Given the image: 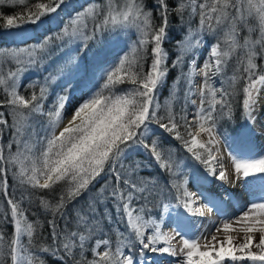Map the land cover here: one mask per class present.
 Returning <instances> with one entry per match:
<instances>
[{
	"label": "snow or ice",
	"instance_id": "snow-or-ice-1",
	"mask_svg": "<svg viewBox=\"0 0 264 264\" xmlns=\"http://www.w3.org/2000/svg\"><path fill=\"white\" fill-rule=\"evenodd\" d=\"M66 2L0 0V6L23 9L13 14L0 12V28H35L50 20ZM153 10L158 12L159 24ZM170 14H175L181 27H187L186 34L176 42L177 55L169 66V53L163 44L168 39ZM193 17H198L196 30L191 27ZM244 29L248 34L241 39ZM129 30H134L135 39L125 44L126 51L122 49L114 57L99 42L106 34L119 37L121 31ZM201 33L205 34L203 39ZM207 33L215 42L207 39ZM55 40L75 45L78 55L69 57L70 73L85 86L91 84L70 117L65 114L70 98L62 94L45 112L47 82L27 96L20 90L25 68L50 55ZM205 42L208 51L198 67L195 53ZM22 43L25 46L0 53V89L4 93L0 99V196L7 206L0 208V218L12 227L8 236L0 224V264H44L41 253L56 255L58 251L70 258L71 264H147L149 252L183 257L182 264H222L225 257L240 259L234 251L250 249L254 240H258L255 246L260 254L249 251L248 257L264 262V202L246 205L235 221L239 229L233 223L217 229L243 233L240 244H234L238 237L233 235H227L226 241L213 235L212 243L201 250L196 239L180 231H164L156 219L145 218L139 202L155 194V184L140 178L135 167L124 169L120 163L133 146L142 147L159 169L175 176L177 165L171 149H164L156 132L149 134L155 124L204 166V179L211 174L222 184H252L259 179L264 185V155L251 150L224 153L217 132L219 117L231 116L233 101L241 92L246 123H255L257 109L264 113L260 96L264 90V63H257L258 57L264 61V0H173L172 5L168 0H156L151 9L144 0H88L86 6L58 26L55 34L44 35L30 45L26 40ZM189 53V70L182 72L177 81L186 85L184 107L176 111L175 89L164 105L157 96L170 68L184 65ZM231 62L233 75L225 80V69ZM9 64L18 67L13 70L7 67ZM97 74L102 83L97 81ZM241 79L244 84L237 89ZM189 105L194 109L191 118ZM39 117H46V122H39ZM7 130L10 138L5 142ZM250 133L249 127L246 135ZM105 176L109 179L87 204V210H75L76 230H69V205ZM10 179L23 189L19 198L10 191ZM166 187L174 190L175 207L183 214L204 216L206 210L211 211L207 205L196 206L202 196L190 190L188 179H172ZM37 193L39 206L52 216L47 221L52 244L46 246L35 243L43 235L39 231L43 225L39 219L30 220L24 206L25 201L31 205L30 197ZM103 200L112 202L129 234L125 236L117 229L115 245L108 237L93 239L101 228L95 216L96 205ZM164 207L167 210L169 205ZM103 218L110 220L111 216L105 211ZM59 221H64V227ZM177 237L182 242L179 249L173 243ZM90 240L93 243L86 253ZM130 240L139 245L143 259L138 261L131 254L135 245H130ZM225 242L229 247L224 246Z\"/></svg>",
	"mask_w": 264,
	"mask_h": 264
},
{
	"label": "trees",
	"instance_id": "trees-1",
	"mask_svg": "<svg viewBox=\"0 0 264 264\" xmlns=\"http://www.w3.org/2000/svg\"><path fill=\"white\" fill-rule=\"evenodd\" d=\"M37 0H30V3H35ZM40 2H45V0H40ZM145 4L148 8H152L153 5L156 3V0H144ZM168 3L170 5L173 4V0H168ZM23 9L19 6L12 7L9 5H3L0 6V12L4 14H13L17 11H22ZM153 17L156 20V23H160V18L158 15V12L153 10ZM170 25L168 28V39L164 42V46L166 47L169 58L167 60V64L170 66L172 65L173 60L175 59L177 55V48H176V42L180 41L182 36L186 34L185 27H181L180 21L176 18L175 14L169 15ZM0 23H3V21H0ZM62 22L59 26H61ZM191 27L193 30H196L199 28L198 24V17H193L191 22ZM1 29V28H0ZM58 26L55 27H44L43 30L36 33V37L34 39H42L44 35H53L57 32ZM247 30L244 29L241 31V39L243 36L247 35ZM132 35V34H131ZM207 39L211 40L212 42H215L214 37L211 33H207ZM205 34L201 33V38L203 39ZM255 38V37H254ZM26 39V38H25ZM31 39V38H30ZM30 39L26 41H30ZM131 39H135V37L132 35ZM14 42V41H12ZM59 42V43H58ZM61 41L55 40L52 43L51 51L53 48H56L55 46L59 44L62 45ZM107 43L109 41H106ZM106 42L100 41L101 44L105 45ZM131 40H128L125 42L130 43ZM125 44L123 46V50H127L125 48ZM13 46V43L7 42L5 37H2L0 35V53L7 52L9 50L15 49ZM117 54V53H116ZM116 54L112 55L114 57ZM191 56L190 53L187 54V57L185 59V64L181 65L180 67H171L167 78L166 83L163 84V86L160 87V94H159V102L161 105H164L168 99L170 98V92L175 89L176 90V100L174 103V109L176 111H179L181 108L184 107V91L186 90V85L184 83H177L178 78L180 77L182 72L186 71L187 68V58ZM47 60V61H46ZM47 63H46V62ZM42 63V68L38 65L40 69L38 73L33 72V74H30V78L27 77L23 84L21 92L24 95H29L31 91L35 90L38 91L39 87L41 85H44L45 83L42 82L41 77L44 75H50L54 76L58 70H63L64 66L71 68V65L67 61H59L56 62V57L48 58L46 56L44 59H41L39 61V64ZM234 62H231L229 67L225 69L224 79L227 80V78H230L233 75V67L232 64ZM257 63H264V61H261L259 57L257 58ZM150 64V59L145 64V71L148 70V66ZM49 65V66H48ZM70 65V66H69ZM8 68L15 69V67H18L14 64L7 65ZM54 74V75H52ZM40 77V78H39ZM33 79V80H32ZM97 81L99 83H102L103 81L99 80V74H97ZM46 83V86H48V79ZM244 84V81L241 79L239 83L236 85L237 89L242 88ZM32 85H35V88H32ZM69 81H66L63 85L61 84V88L59 87L58 90L54 92V99L56 100V97L58 96L57 93H61L60 90L65 88L66 86H71ZM75 86V85H74ZM225 88H228L229 91L231 89L228 87V84L225 83ZM48 88V87H47ZM95 91V89H93ZM4 97V93L2 89H0V99ZM53 106L51 105L48 110H50ZM227 111V110H225ZM163 114V113H161ZM46 117H39V122H46ZM246 125V121L243 116L242 112V92L239 93L234 101H233V108L231 116L228 115H222L219 117L218 125H217V132L222 135V132H229L231 134L239 133ZM8 131V135L5 136V142L10 138V130ZM157 136L161 138L163 141V147L165 150L171 149L173 154V160L176 162V167L174 168L175 176H173L171 173H168L164 170H161L157 167L156 162H152L151 159L141 151H136L132 153L126 154V156L122 159L120 162L123 165L124 169H131L133 167L136 168V173L140 178L147 179L152 181L155 184L154 189V195L150 196L147 201H140L139 203L144 207L145 209V218L148 219L149 217H159L160 216V210L162 207V204L166 201H173L174 196V190L167 188L166 185H168L169 181L172 179H176L179 182H183V180L186 177L191 176L193 171H197V167L194 165V161H196L194 158L191 157L189 153L183 147L180 145L179 141H176L174 139H171L166 133H163L162 130H159V132H156ZM200 165V164H198ZM201 166V165H200ZM119 167V165H118ZM11 175V174H9ZM109 178L105 176L104 178L100 179L96 185L88 192H86L79 200L75 201L73 204L69 205L68 207V213H69V223H68V229L69 230H76V225L74 223V216H75V210L84 208L85 211L87 210V204L92 200L93 197H95L97 190L103 185L106 180ZM114 182V181H112ZM10 184L12 187L10 188L11 192H15L17 198H19L21 192L23 189L19 187L14 180L10 179ZM161 189H164V191H161ZM59 191V189H57ZM25 196H28V193H24ZM40 193H37L30 197L32 200L31 205L28 204L27 201H25V207L28 208L27 215L30 220H36L39 219L43 227L39 230L43 233L42 237H39L36 239L35 243L46 246L48 244H52L49 227L47 224V221L49 219H52V216L50 213L45 212L38 204V197ZM48 198L51 200L52 197L48 196ZM6 204L4 203V199L2 196H0V208H6ZM97 211L95 213L96 218L100 219V231L96 233V236L93 238H103L108 237L113 241V244L115 245L116 237L118 235L117 229H119L120 233H124L125 236H128L129 234L125 230L124 222L120 219L118 216L113 204L109 200H103L100 203L96 205ZM105 211H107L111 219L106 220L103 218ZM0 224L4 226V231L8 236H11L12 234V227L9 225L4 219L0 218ZM60 227H64V221H59ZM131 242V240L129 241ZM93 241L90 240L87 242L85 252L87 253L88 249L91 247ZM54 248L56 245H52ZM138 247V246H137ZM44 264H71L70 258L64 257L62 251H58L56 255L52 254H40ZM77 259H80L79 256H77Z\"/></svg>",
	"mask_w": 264,
	"mask_h": 264
},
{
	"label": "rangeland",
	"instance_id": "rangeland-1",
	"mask_svg": "<svg viewBox=\"0 0 264 264\" xmlns=\"http://www.w3.org/2000/svg\"><path fill=\"white\" fill-rule=\"evenodd\" d=\"M87 3H88V0H67L66 4L58 11V13L53 14L51 19L48 21H45V23L40 24L35 28L32 27L31 25H25L21 29H15V28L4 29V28H1L0 29V35H2V37H5L7 42L11 41V43H13L12 47H14L15 49L22 47V46H25L22 43V40H28L31 38L30 41H27V43L30 45L33 42H35V40H37V39H34L37 35L36 33L43 30L44 27H48V26L55 27V26H59L62 22H67V20L74 13L75 10H81L82 6H86ZM16 31H18V32L24 31V32H22V36H20V35H16ZM132 31H134V30H129L126 32L121 31L119 37H116L115 35H111V34H106L105 36L100 38V41H102V42L109 41L108 43L107 42L105 43L104 48L110 54V56H112L116 53H121V50L123 49L125 42L128 40H131ZM12 41H14V42H12ZM60 44H61V42H60ZM204 44L200 45L199 50L196 51V53H195V59H196V63H197L198 67L202 64L203 60L205 59V54L208 51L209 45H208V47H204ZM50 47H54V46L51 45ZM55 47L56 48H53V50L51 51V54L47 55V56H48V58H51L52 56L56 57L57 63L59 61L62 62L64 60L68 62L69 57L78 55V53L75 51V45L74 44H69L68 42H63L62 45L59 46V44H58V46L56 45ZM163 47L166 49L164 44H163ZM89 55H90V53H89ZM190 55H191V53H190ZM186 57H187V55L185 56V59H186ZM190 59H191V56H189L187 58L188 63H187V68H186L185 73L189 70ZM38 65L40 66V68H42V63L41 64L38 63L36 65L28 66L25 68V70L21 76V80H20L21 85L23 84V82L26 79H28L27 77H29L30 74H33V72H36V73L39 72L38 69H40V68L38 67ZM52 75H54V74H52ZM41 79H42V82H44V83H46L45 81H47V79H48V86L47 87H48V95H50L49 97L47 96V99L44 103L45 112H47L48 108L51 105L53 106L54 102L56 101L54 99V92L56 90H58L59 87L61 88L60 85L61 84L63 85L66 81H69L70 84H72V85L66 86L64 89L62 88L60 90V92L61 91L62 92L57 93V95L62 94V95L70 97L71 94L73 93V91L77 92L81 87L86 88L85 92L87 91L88 87H91L90 83H88L87 86H85V83L79 81V78L75 77L74 74H71L70 69L68 67H65V66H64L63 70H58L54 76L44 75L41 77ZM197 83H199L198 78H197ZM161 86H163V85H161ZM217 86H219V85H217ZM21 89H22V87H21ZM159 92H160V90H159ZM159 94L160 93H158L157 99L159 98ZM193 98H195V97H193ZM80 100H81V98L72 107H69L68 111L72 112L74 106H76L78 104V102H80ZM68 111H66V112H68ZM187 112L189 113V118H191V116L194 114V109L191 105L188 106ZM250 125H251L250 123H246V126L244 127V129L241 130V132L239 134H236V135H233L229 132H222V135L218 133L220 140H221L222 151L224 153L232 152L234 154H240L241 152H247V151L251 150L254 153L264 155V146L259 145L258 141L252 135V130H251L250 134L246 135V132H247L248 128L250 127ZM159 130L160 129H158L155 124H153L151 126V130H150L149 134H151L152 131L159 132ZM136 151H141L142 153L147 155L149 157V159H151L152 162H155L153 160V158L149 156L148 151H146L142 147L133 146L129 151H127V154L132 153V152H136ZM198 164H200L198 161H194V165L198 166L197 171H193L191 173L192 175L189 177H186L185 179L189 180L190 190L196 191L198 194H201L202 199L199 201V203L200 204L204 203V205H207V207H208V205L209 206L212 205L213 208H209V209H211V211H215L214 209L217 206L218 202H216L217 203L216 204L215 202H213L211 200L209 195H206L204 193L203 190H200V189L195 187V186H197L198 182L209 181L211 178V174L207 175V179L203 178L205 175L204 166L201 164H200L201 165L200 166ZM260 184H261L260 180L257 179L254 183L248 184V185L249 186H257ZM259 192L264 194V188L260 189L258 191V193ZM215 193H216L215 195L221 200H227L229 197V196H227V194L225 193V191L222 188L219 189V193H217V192H215ZM256 197H259V196H256ZM252 202H256V203L264 202V198L261 199L259 197V198H253V199H250L249 201H246L245 204L238 209L237 214L236 213H235L236 215L234 214L235 215L234 218L237 219L241 215L242 211L246 210V205H250V203H252ZM175 204H176L175 200L164 202L162 204V207L160 210V216L159 217H149L148 219H156L158 222L161 223V228L164 231H167L165 229H168V231H171L172 229H174L176 231H180L182 235L185 232L186 234H184L183 236L188 237V238L190 237L189 239H196L197 240L196 234L203 231L204 228L196 227L195 229L192 230V231H195V233H193L192 231H185L183 228H187L186 223L188 220V214H183V210L177 209L175 207ZM165 205H169L167 210L164 207ZM178 213H180V215H178ZM232 221H235V220H232ZM232 221L226 218L223 220V224L224 223H232ZM209 222H210V220L207 219L206 225ZM223 224L218 225V227L216 225V227H213V229H210L209 231H207V233H204L206 235H203L202 238H206L207 236H212L213 234H217L214 232H218L216 230L219 228L222 229ZM178 225H179V227H178ZM233 226L236 229H239V227H240V225H237L236 223H234ZM201 227H204V224H202ZM231 232L232 231L225 233L223 231H219L218 234L222 235V236H219L220 238H222V237L226 238L227 235H233L235 237H238L234 241V244L241 243L242 241L239 239V237H241L243 235V233H240L238 230L233 231L234 233H231ZM254 235H258V234H254ZM255 241L256 240H254V243H255ZM254 243L250 249H247L244 251H238V250L234 251V255H236L237 257H240V259H237L236 261L232 260V262L234 264H264V262H262V261H253L248 257L249 251L252 253H256L257 255L260 254V250L255 246L256 243L255 244ZM129 244L135 245V251H131V247L129 248V251H131V254L134 255L138 261L143 259V257H141L139 255V245L136 243V241L131 240V242H129ZM224 246L229 247V245H227L226 242H225ZM216 247L218 248L219 245ZM201 250H205V249L201 248ZM147 255L149 257L147 264H173V259L175 258V257L170 256L168 254H161L159 252H156V253L149 252V253H147ZM178 259H180V261H178L177 263L180 262V264H182L183 257H180V258L178 257ZM222 263L227 264V261H225V262L223 261Z\"/></svg>",
	"mask_w": 264,
	"mask_h": 264
},
{
	"label": "bare ground",
	"instance_id": "bare-ground-1",
	"mask_svg": "<svg viewBox=\"0 0 264 264\" xmlns=\"http://www.w3.org/2000/svg\"><path fill=\"white\" fill-rule=\"evenodd\" d=\"M22 32H24V31H22ZM22 32L16 31V35L22 36ZM260 96H261L262 103H264V90L261 91ZM68 109L66 111H68ZM65 114H66V116L70 117L72 112L68 111V112H65ZM254 115H257V119H256L254 124L250 125V128L252 130V135L258 141L260 146H264V113H260L259 109H257V112L254 113ZM226 163H227V161H226ZM195 187L200 189V190H203L206 195L210 196V198L213 202H215V203L218 202V204L216 203L217 206L214 209L215 211H207L206 210L204 216L188 214V220L186 223L187 228H183V229L185 231H192L196 227L204 228L203 231L196 234L198 243L202 246L201 248H203V245H205L206 243L207 244L212 243L211 237L213 235H215L218 238V240H225L226 241V238H223V237L220 238L219 237L222 235L218 234V232H214L217 234H213L212 236H207L206 238H202V237H203V235H206L204 233H207V231H209L210 229H213V227H216V225L218 227V225L223 224V220L226 218L231 220V221L232 220L236 221V218H234V216L237 214L238 209L241 206H243L246 201H249L250 199H253V198H259V197L261 199L264 198V194H262L260 192L258 193V191L260 189L264 188V185H262V184L257 185V186H249L248 184H245L244 182H241V183L235 184V185L222 184L218 180H214L212 178V176H211L209 181L198 182L197 186H195ZM221 188L225 191L227 196H229L227 200H221L215 195L216 194L215 192L219 193V189H221ZM256 196H259V197H256ZM200 205H204V203L203 204L198 203L196 206H200ZM207 208H213V207H212V205L211 206L208 205ZM207 219L210 220V222L206 225ZM235 221H232L233 225H234ZM202 224H204V227H201ZM219 229H221V228H219ZM165 230L168 231V229H165ZM172 230H174V229H172ZM192 232L195 233V231H192ZM231 233H234V232L232 231ZM184 234H186V233L184 232L183 235ZM257 242L258 241L256 240L255 243H257ZM173 243L176 245L177 249H179V247H181V243H182L180 241V237H177L176 240L173 241ZM238 244H240V243H237V245ZM218 245L219 244H217L216 246H218ZM173 257H175L173 259V264H180V262L177 263L178 261H180V259H178L177 256H173ZM225 261H227V264H234L232 262L231 257H225L224 262ZM222 264H224V263H222Z\"/></svg>",
	"mask_w": 264,
	"mask_h": 264
},
{
	"label": "water",
	"instance_id": "water-1",
	"mask_svg": "<svg viewBox=\"0 0 264 264\" xmlns=\"http://www.w3.org/2000/svg\"><path fill=\"white\" fill-rule=\"evenodd\" d=\"M204 47H208V44H204ZM86 88L85 87H81L77 92H73L71 94V96L69 97V101H68V106H67V109L69 107H72L81 97H82V94L85 92ZM50 95H48L49 97ZM66 109V110H67Z\"/></svg>",
	"mask_w": 264,
	"mask_h": 264
}]
</instances>
